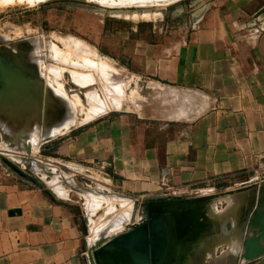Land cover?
<instances>
[{
  "label": "rangeland",
  "instance_id": "obj_1",
  "mask_svg": "<svg viewBox=\"0 0 264 264\" xmlns=\"http://www.w3.org/2000/svg\"><path fill=\"white\" fill-rule=\"evenodd\" d=\"M116 1L0 0L2 79L24 75L27 65L36 73L31 85L17 74L18 85L34 90L35 112H0V172L56 203L80 205L89 241L99 245V264H261L264 226L253 222L264 206V160L251 178L216 177L139 197L92 185L85 178H116L111 161H80L69 151L80 136L94 138L108 120L142 108L143 73L134 64L140 48L165 44L181 30L219 28L230 0ZM7 91L0 90L3 108L11 107ZM245 235L262 245L245 244Z\"/></svg>",
  "mask_w": 264,
  "mask_h": 264
},
{
  "label": "crops",
  "instance_id": "obj_2",
  "mask_svg": "<svg viewBox=\"0 0 264 264\" xmlns=\"http://www.w3.org/2000/svg\"><path fill=\"white\" fill-rule=\"evenodd\" d=\"M259 4L230 0L219 28L181 30L165 44L139 49L134 64L143 73L142 108L108 120L94 138L86 133L68 147L80 161H111L117 174L106 183L86 181L146 197L167 194L173 186L259 173L264 160V15L254 16L264 5ZM6 177L0 172V264H96L98 244L89 241L80 205L56 203Z\"/></svg>",
  "mask_w": 264,
  "mask_h": 264
},
{
  "label": "bare ground",
  "instance_id": "obj_3",
  "mask_svg": "<svg viewBox=\"0 0 264 264\" xmlns=\"http://www.w3.org/2000/svg\"><path fill=\"white\" fill-rule=\"evenodd\" d=\"M8 1V0H7ZM111 1V0H110ZM113 1V0H112ZM118 1H120V0H118ZM118 1H116V2H118ZM123 1V0H122ZM126 1V0H125ZM132 1H134V0H132ZM135 1H137V0H135ZM142 1V0H141ZM147 1V0H146ZM154 1V0H153ZM152 1V2H153ZM155 1H157V0H155ZM2 2V1H1ZM6 2V1H5ZM34 3V2H33ZM36 3V2H35ZM110 3V2H109ZM122 3V2H121ZM128 3V2H127ZM29 4H32V3H29ZM129 4V3H128ZM74 40V39H73ZM75 42V41H74ZM76 43V42H75ZM78 44V43H77ZM51 45V44H50ZM53 46V45H52ZM51 49V48H50ZM55 50V49H54ZM14 51V50H13ZM15 52V51H14ZM33 52H36V50L34 51L33 50ZM56 53H57V51H56ZM55 53V54H56ZM36 55H38L37 54V52H36ZM54 55V54H53ZM56 56V55H55ZM55 58H57V57H55ZM62 59H63V57H62ZM64 60H65V58H64ZM35 61V60H34ZM41 61V60H40ZM66 61V60H65ZM42 62V61H41ZM40 62V63H41ZM36 63H37V61H36ZM38 64H39V62H38ZM40 66H42V65H40ZM47 68H49L50 69V67H47ZM53 68V67H52ZM60 68V67H59ZM25 69L27 70L26 71V73L24 74V75H26L27 76V79H29L28 80V83H29V85H31V82L33 83L34 82V80H35V71L34 70H32V68H31V65H27L26 67H25ZM54 69H57V71H58V68H54ZM18 70V69H17ZM20 71H22V70H20ZM20 71H17V72H15V73H12V75L10 76V77H8V76H6L7 78L6 79H2L3 77H2V74L0 73V80H1V82H4V84H5V82H7L8 84H6V87L5 86H2V83L0 82V90H5V89H7V90H9L10 92H12V93H10V94H12V96L10 97V96H8V97H10L11 99L9 100V103H10V108H6V107H4L3 108V105H2V102H3V100H1L2 98H0V112H23L25 115L26 114H29L30 112H35V111H33L34 110V107H30V106H32L31 105V100H29V96H30V94L32 95V93H33V91L34 90H32V88L30 87V86H23V85H18V83L19 82H17V79H18V77L20 76V75H22L21 73H19ZM50 71V70H49ZM57 71H56V75L55 76H57ZM62 71V70H61ZM13 72V71H12ZM50 72H52V70L50 71ZM59 72V71H58ZM20 74V75H17V74ZM17 76H16V75ZM59 74H60V72L58 73V76H59ZM24 75H22L21 76V78H24L23 80H25L26 79V76H24ZM4 76H5V74H4ZM20 78V79H21ZM53 79V78H52ZM46 80H48V78H46ZM19 81V80H18ZM54 82H57V81H55V79L53 80ZM77 81V80H76ZM47 82V81H46ZM45 82V83H46ZM54 82H53V84H54ZM3 84V85H4ZM20 84V83H19ZM56 84H58V83H56ZM60 84V83H59ZM58 84V85H59ZM28 85V84H27ZM47 85H48V82H47ZM49 85H50V83H49ZM5 87V88H4ZM51 87V86H50ZM57 86L55 85V88H56ZM28 88H30V90H28V91H26V89H28ZM44 88V87H43ZM52 88V87H51ZM54 89V88H53ZM60 89H61V86H60ZM9 91H7V92H9ZM56 91H58L57 89H56ZM62 91V94L61 95H63V90H61ZM59 92H60V90H59ZM2 93V92H1ZM58 93V92H57ZM9 95V94H8ZM56 95H58V94H56ZM5 96L6 95H4L3 94V97L5 98ZM7 97V96H6ZM65 97V96H64ZM31 98V97H30ZM65 99V98H64ZM66 100H69V99H66ZM70 101V100H69ZM69 101H66V103L68 102L69 103ZM74 101V100H73ZM35 103V102H34ZM33 103V104H34ZM71 103V102H70ZM17 105H19V107L18 108H15ZM73 105V104H72ZM71 105V106H72ZM21 106H25V109H20V107ZM68 106H70V105H68ZM67 106V104H66V107H68ZM75 106V105H74ZM74 106H72V107H74ZM72 107H70V109L72 108ZM69 110V109H68ZM72 110H75V109H72ZM26 112V113H25ZM74 112V111H73ZM89 113V112H88ZM72 116H74V115H72ZM89 116V115H88ZM68 119H70L71 120V118L69 117ZM68 119H67V121H68ZM75 118H72V120L71 121H69V122H71L72 124H73V122L75 121L74 120ZM74 120V121H73ZM66 123V122H65ZM75 123H77L76 121H75ZM68 124H70V123H68ZM68 124H64L65 126V128L67 127H69V125ZM78 124V123H77ZM76 124V125H77ZM11 127H13V128H18L19 126L16 124V125H12ZM59 128V127H58ZM56 131H58V130H56ZM53 132H55V131H53ZM50 133H51V131H50ZM59 134V133H58ZM40 135V134H39ZM51 135H53V134H51ZM1 146V145H0ZM5 148H7V147H5ZM260 199L261 198H259V201H260ZM263 200V199H262ZM258 201V202H259ZM261 202V201H260ZM259 202V203H260ZM258 203V204H259ZM264 203V202H263ZM261 204H262V202L260 203V205L257 207V208H259L260 209V213H261V215H259V217H257V219H256V221H254L253 223H257V224H254L257 228H259L258 227V223L260 224V223H262L261 225H263L264 226V206H263V209H261ZM129 210V209H128ZM257 210V209H256ZM254 210H252V213H254L255 214V211L253 212ZM258 216V215H257ZM249 218V217H248ZM250 219H252V218H250ZM251 222V221H250ZM248 224V223H247ZM254 225H253V227H254ZM261 225H259V226H261ZM248 226V225H247ZM262 226V227H263ZM256 228V229H257ZM246 229V228H245ZM262 228H260V230H261ZM260 230H258V231H260ZM263 230V229H262ZM254 233H256L255 232V229H254ZM260 233V232H259ZM255 237V236H254ZM248 238V237H247ZM250 239H251V237H249ZM259 238V237H258ZM248 240L250 243H254L255 245H259V240L258 239H256V238H253V239H251V240ZM264 240V238H261V240ZM260 240V241H261ZM262 240V241H263ZM157 241V240H156ZM247 239H246V235H245V240H244V243L246 244L247 242ZM158 244V243H157ZM261 245H262V243H260ZM248 245H250L249 243H248ZM252 245V244H251ZM163 246V245H162ZM263 246H264V244H263ZM262 246V247H263ZM247 247V246H246ZM257 247H259V246H257ZM248 248V247H247ZM250 248V247H249ZM259 248H261V247H259ZM258 248V249H259ZM246 249V248H245ZM253 249V248H252ZM255 249V248H254ZM250 251V250H249ZM256 251V250H255ZM246 252V251H245ZM247 253V252H246ZM251 253V252H250ZM249 254V253H248ZM256 255V254H255ZM261 255V254H260ZM91 256V255H90ZM248 256V255H247ZM256 257V256H255ZM92 259V258H91ZM251 259V258H250ZM91 264H93V263H91Z\"/></svg>",
  "mask_w": 264,
  "mask_h": 264
},
{
  "label": "water",
  "instance_id": "obj_4",
  "mask_svg": "<svg viewBox=\"0 0 264 264\" xmlns=\"http://www.w3.org/2000/svg\"><path fill=\"white\" fill-rule=\"evenodd\" d=\"M260 15H264V5L254 13V16H255V17H258V16H260ZM14 211H17V212H18L19 210H11L10 213H12V212H14ZM98 246H99V245H98ZM98 252H99V249H98V247H97V248L94 250V257H95L96 264H99V262H98ZM92 262H93V260H92Z\"/></svg>",
  "mask_w": 264,
  "mask_h": 264
},
{
  "label": "built area",
  "instance_id": "obj_5",
  "mask_svg": "<svg viewBox=\"0 0 264 264\" xmlns=\"http://www.w3.org/2000/svg\"><path fill=\"white\" fill-rule=\"evenodd\" d=\"M263 156H264V151H263Z\"/></svg>",
  "mask_w": 264,
  "mask_h": 264
}]
</instances>
